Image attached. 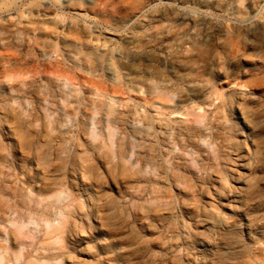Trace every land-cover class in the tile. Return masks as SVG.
<instances>
[{"label": "clouds", "instance_id": "obj_1", "mask_svg": "<svg viewBox=\"0 0 264 264\" xmlns=\"http://www.w3.org/2000/svg\"><path fill=\"white\" fill-rule=\"evenodd\" d=\"M0 264H264V0H0Z\"/></svg>", "mask_w": 264, "mask_h": 264}]
</instances>
